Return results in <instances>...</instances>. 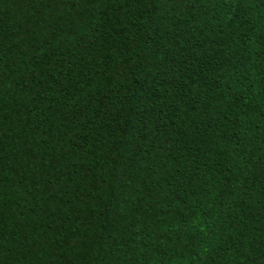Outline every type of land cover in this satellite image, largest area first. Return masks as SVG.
<instances>
[{"label": "trees", "instance_id": "obj_1", "mask_svg": "<svg viewBox=\"0 0 264 264\" xmlns=\"http://www.w3.org/2000/svg\"><path fill=\"white\" fill-rule=\"evenodd\" d=\"M0 264H264V0H0Z\"/></svg>", "mask_w": 264, "mask_h": 264}]
</instances>
